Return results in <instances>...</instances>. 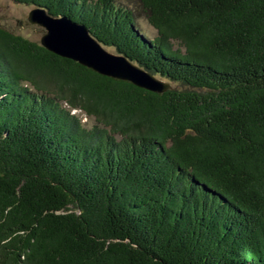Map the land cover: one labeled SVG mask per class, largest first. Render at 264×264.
<instances>
[{
  "label": "trees",
  "instance_id": "1",
  "mask_svg": "<svg viewBox=\"0 0 264 264\" xmlns=\"http://www.w3.org/2000/svg\"><path fill=\"white\" fill-rule=\"evenodd\" d=\"M14 1L177 86L0 25V264H264V0Z\"/></svg>",
  "mask_w": 264,
  "mask_h": 264
},
{
  "label": "water",
  "instance_id": "2",
  "mask_svg": "<svg viewBox=\"0 0 264 264\" xmlns=\"http://www.w3.org/2000/svg\"><path fill=\"white\" fill-rule=\"evenodd\" d=\"M29 20L45 28L40 43L57 55L70 58L99 74L130 81L154 92H163L171 87L127 56L107 49L81 23L66 16H54L42 7H34Z\"/></svg>",
  "mask_w": 264,
  "mask_h": 264
},
{
  "label": "rangeland",
  "instance_id": "3",
  "mask_svg": "<svg viewBox=\"0 0 264 264\" xmlns=\"http://www.w3.org/2000/svg\"><path fill=\"white\" fill-rule=\"evenodd\" d=\"M124 3L131 6L132 8H136L135 3L129 0H123ZM34 8L33 5H27L23 3L16 2L14 0H0V25L7 28L13 33L22 35L29 39L40 42L42 36L44 35L45 28L38 23L30 22L29 14L30 11ZM137 9V22L140 27L149 35L155 36L156 29L148 22L147 18L139 12ZM112 52H116V50L112 47H107ZM161 79V78H160ZM163 80V79H162ZM170 86H177L174 82H169ZM87 124H93L94 119L88 117L85 113L81 112V110L76 111Z\"/></svg>",
  "mask_w": 264,
  "mask_h": 264
}]
</instances>
